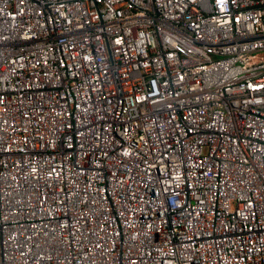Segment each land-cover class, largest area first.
<instances>
[{"label":"built area","instance_id":"1","mask_svg":"<svg viewBox=\"0 0 264 264\" xmlns=\"http://www.w3.org/2000/svg\"><path fill=\"white\" fill-rule=\"evenodd\" d=\"M264 0H0V264H264Z\"/></svg>","mask_w":264,"mask_h":264},{"label":"rangeland","instance_id":"2","mask_svg":"<svg viewBox=\"0 0 264 264\" xmlns=\"http://www.w3.org/2000/svg\"><path fill=\"white\" fill-rule=\"evenodd\" d=\"M256 59H257V60L264 61V53L257 54V55H256Z\"/></svg>","mask_w":264,"mask_h":264}]
</instances>
